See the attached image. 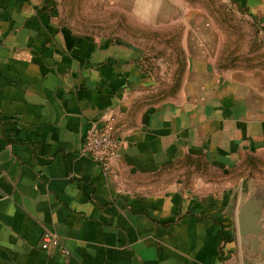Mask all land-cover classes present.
I'll return each mask as SVG.
<instances>
[{"label":"crops","instance_id":"crops-1","mask_svg":"<svg viewBox=\"0 0 264 264\" xmlns=\"http://www.w3.org/2000/svg\"><path fill=\"white\" fill-rule=\"evenodd\" d=\"M225 41L203 0H0V264H242L247 182L166 175L264 155V67L219 68ZM109 120L105 176L82 147Z\"/></svg>","mask_w":264,"mask_h":264},{"label":"trees","instance_id":"trees-1","mask_svg":"<svg viewBox=\"0 0 264 264\" xmlns=\"http://www.w3.org/2000/svg\"><path fill=\"white\" fill-rule=\"evenodd\" d=\"M203 3L206 9L209 11L211 17L214 19L216 24L221 29V31H223L226 35V41L223 45V48L220 52V56L218 59V67L221 69L238 68V69H245V70H252V69L264 67V55L262 54L256 55V50L253 49V47L251 46L252 44L249 46V51L247 53L245 52H242V54L240 53L239 50L241 47H239L238 42H243L244 37L238 31L237 26L233 25L234 20H232L233 11L231 7L219 0H203ZM221 8L224 9L223 13L221 12ZM250 24H253L255 27H257L253 40L257 41V39L259 38V35L262 39V36L264 35V26H261L257 23H250ZM228 33L230 35H228ZM250 42H253V41L250 40ZM261 156H264V155H259V156L248 155L238 166L228 171H221V170L213 169L209 165V163H207V161H205L201 157L196 158L192 156H187L179 164H177L176 168H172V170L168 172V174L166 175L169 176L171 179V173H173L174 170H175V173L178 170H182V171H179V175L177 178L181 176H186V181L188 183L194 174L191 170H195L197 172L195 175H197L198 171L200 170L204 171L209 168V169L215 170V172L220 176L221 181L226 182V181H230V179L235 176L234 175L235 171L238 168L240 170L241 169L243 170L251 169L252 166H254L256 162L255 158H258V157L261 158ZM187 169H190V172H187L186 171Z\"/></svg>","mask_w":264,"mask_h":264},{"label":"water","instance_id":"water-1","mask_svg":"<svg viewBox=\"0 0 264 264\" xmlns=\"http://www.w3.org/2000/svg\"><path fill=\"white\" fill-rule=\"evenodd\" d=\"M242 264H264V181H249L237 210Z\"/></svg>","mask_w":264,"mask_h":264},{"label":"rangeland","instance_id":"rangeland-1","mask_svg":"<svg viewBox=\"0 0 264 264\" xmlns=\"http://www.w3.org/2000/svg\"><path fill=\"white\" fill-rule=\"evenodd\" d=\"M221 12L222 13L224 12L223 8H221ZM243 17H244L243 15H240L239 13H235L234 11L232 13V20H234L233 25L237 26L238 31L244 37L243 42H238L239 47H241L239 50L240 53L241 54H242V52L247 53L249 51V46L252 44L251 46L253 47L254 50H256V55H259V54L264 55V38L262 37V39H261V37L259 35V38L257 39V41H254L253 37H254V34L257 30V27H255L253 24H250L249 22L245 21ZM227 29H229V28H227ZM224 35H225V33H224ZM228 35H230V34L228 33ZM250 40H252L253 42H250ZM250 58H252V57H250ZM255 160H256V162H255L254 166H252L251 169H245V170L241 169L240 170L238 168L235 171V174H234L235 176L230 179V182L234 181L236 183H239L240 180H244L247 182V183L245 182L246 184H244V188H248L249 180H253V182L254 181H263L264 180V156H261V158L260 157L255 158ZM179 171H182V170H178V171H176V173L174 170V172L171 173V181H174L178 177ZM186 171L190 172V169H187ZM191 171L194 173L192 178L200 176L204 180H211V181L216 182V184L218 186H222L225 183V181L220 180V176L215 172V170H212L209 168L204 170V171L200 170V171H198L197 175H195L197 173L195 170H191Z\"/></svg>","mask_w":264,"mask_h":264},{"label":"built area","instance_id":"built-area-1","mask_svg":"<svg viewBox=\"0 0 264 264\" xmlns=\"http://www.w3.org/2000/svg\"><path fill=\"white\" fill-rule=\"evenodd\" d=\"M83 154L91 156L96 160L102 169L103 174L109 175L111 172V161L118 156V144L115 139V126L110 120L102 127L91 124L83 139ZM57 238L47 233L43 236L41 247L48 249L58 245Z\"/></svg>","mask_w":264,"mask_h":264}]
</instances>
